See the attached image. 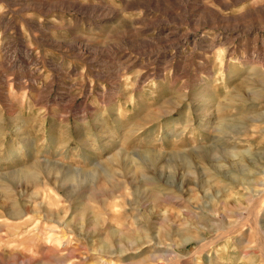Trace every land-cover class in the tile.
Returning a JSON list of instances; mask_svg holds the SVG:
<instances>
[{"label": "rangeland", "instance_id": "1", "mask_svg": "<svg viewBox=\"0 0 264 264\" xmlns=\"http://www.w3.org/2000/svg\"><path fill=\"white\" fill-rule=\"evenodd\" d=\"M0 264H264V0H0Z\"/></svg>", "mask_w": 264, "mask_h": 264}, {"label": "bare ground", "instance_id": "2", "mask_svg": "<svg viewBox=\"0 0 264 264\" xmlns=\"http://www.w3.org/2000/svg\"><path fill=\"white\" fill-rule=\"evenodd\" d=\"M253 72V71H252ZM253 78V77H252Z\"/></svg>", "mask_w": 264, "mask_h": 264}]
</instances>
